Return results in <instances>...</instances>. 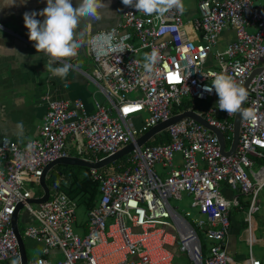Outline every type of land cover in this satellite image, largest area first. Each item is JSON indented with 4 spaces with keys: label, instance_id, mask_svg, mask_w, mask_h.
I'll return each instance as SVG.
<instances>
[{
    "label": "built area",
    "instance_id": "1",
    "mask_svg": "<svg viewBox=\"0 0 264 264\" xmlns=\"http://www.w3.org/2000/svg\"><path fill=\"white\" fill-rule=\"evenodd\" d=\"M196 7L197 16L187 24L175 8L146 16L122 4L114 25L85 39L93 81L108 105L93 99L87 111L78 99H47L35 137L22 144L0 138V263L19 257L10 221L20 205L21 239L41 245L40 255L26 264H170L172 246L191 264H236L226 252V237L238 198L224 197L223 184L248 197V255L242 264H264L250 250L254 203L264 187V10L255 0H198ZM225 31L232 38L217 50ZM153 50L158 59L149 73L143 65ZM218 72L242 87L248 80L232 153H221L217 136L191 117L164 129L167 143L136 147L135 133L192 111L220 132L226 152L235 113L219 110L215 92L203 90ZM131 93L134 98H128ZM193 101L200 112L191 109ZM141 112L146 116L135 132L129 118ZM67 138L76 155L68 153ZM128 143L134 146L129 168L109 174L88 168L98 195L86 220L75 225L78 232L76 198L58 191L30 207L27 199L40 196L41 189L35 195L28 184H38L49 162L66 156L96 162ZM176 153L180 165L173 166ZM156 163L166 168L163 177L154 171ZM181 193L191 197L199 219L187 221L169 205L168 198L180 199ZM22 208L32 223L19 227Z\"/></svg>",
    "mask_w": 264,
    "mask_h": 264
},
{
    "label": "crops",
    "instance_id": "2",
    "mask_svg": "<svg viewBox=\"0 0 264 264\" xmlns=\"http://www.w3.org/2000/svg\"><path fill=\"white\" fill-rule=\"evenodd\" d=\"M197 1L193 0L196 11L192 8L185 13V18L182 16L187 24L197 16ZM105 2L109 3V0ZM260 4L264 6V1ZM121 6V0H110L109 7L102 10L99 20H87L80 24L77 54L71 58H61L62 62L72 64L73 68L65 78H61L54 75L52 69L62 64H52L49 56L37 53L35 42L28 39V29L24 26L23 13L42 10L46 7V0H0V138L6 137L16 144H22L35 137L47 99H78L87 111L92 109V100L96 99L98 90L93 81L94 66L85 52V39L93 32L114 25ZM36 18L44 19L42 16ZM186 29L187 32L191 31L188 26ZM172 165L178 166L180 161L177 160ZM261 192L264 196V187ZM242 195L241 200H247L248 203V197ZM225 196L230 198V195ZM245 209L240 208L239 203L232 209L226 237V252L236 264H242L247 258L243 251L238 250L236 242L245 245L247 254L248 237L244 217L234 221L233 214L244 212L245 216ZM253 223L251 219L250 250L254 244ZM170 251V264H191L186 255L177 251L174 246L170 247Z\"/></svg>",
    "mask_w": 264,
    "mask_h": 264
},
{
    "label": "clouds",
    "instance_id": "3",
    "mask_svg": "<svg viewBox=\"0 0 264 264\" xmlns=\"http://www.w3.org/2000/svg\"><path fill=\"white\" fill-rule=\"evenodd\" d=\"M109 3L105 0H46V7L42 10L23 13L28 39L35 42L34 48L37 53L49 56L52 64H62L52 69L54 75L61 78L68 75L73 65L62 62L61 58H71L77 54L80 24L87 20H99L102 10L108 8ZM121 3L146 16L153 14L163 16L173 8L180 13L185 10L183 0H121ZM37 16L44 19L39 20ZM157 59L158 53L155 50L145 54L143 67L147 72H152ZM203 90L209 93L214 91L218 97L219 110L228 114L237 112L247 95L246 90L224 72L216 73L211 84L204 85ZM11 264H21V259L17 257Z\"/></svg>",
    "mask_w": 264,
    "mask_h": 264
},
{
    "label": "rangeland",
    "instance_id": "4",
    "mask_svg": "<svg viewBox=\"0 0 264 264\" xmlns=\"http://www.w3.org/2000/svg\"><path fill=\"white\" fill-rule=\"evenodd\" d=\"M256 1L258 4H260L264 0H256ZM183 3H184L185 10L182 13V16L184 18H185V16H184L185 13L188 12L189 10H191L192 8H194V10L196 11V8L194 7L193 0H183ZM187 33L189 36L193 35L192 31H189ZM231 38H232L231 34L227 31H225L221 35V37H220L215 48L217 50L222 49L224 47L225 43L227 41L231 40ZM134 97H135V95H133L132 93L128 94V98H134ZM95 98L100 103H102L104 105H108V103L106 102V100L100 94L99 91H98V93L96 92ZM199 105H200L199 102L193 101L191 103L190 107H191V109H193V111L200 112L201 108ZM145 116H146L145 113L141 112V113L133 114L129 118L135 132L141 127V125L143 123V118ZM139 135L140 134L135 133L136 137H139ZM66 148H67L68 153L70 155H76V151H75V147L73 145V141L69 138H67V140H66ZM179 157H180L179 153H176L174 155L173 162H175L177 160L180 161ZM109 164L106 165L107 168H104L102 170V171L105 170L108 174L113 172V169ZM153 169L156 172V174H158L160 177H163L165 172L167 171L166 168L161 167V165L159 163L154 164ZM250 179L253 182V179L252 178H250ZM28 187L33 192V194L39 192V187H38L36 182H32V183L28 184ZM220 188H221V192L224 195V197H226L225 194L230 195L229 197H232L235 195L237 196L240 193V192L238 193L234 190L230 191V190L226 189V187L223 184H220ZM263 197L264 196H263L262 192H260L256 196L255 203H254V206H256V210H255L254 214H252V219L254 222L253 223L254 228L252 230L253 237H254V244L251 247V252H252V256L254 258L260 259V260L264 259V198ZM168 203L171 207L175 208L176 211L178 213H180L187 221H194V220H197L200 218V215L197 212L196 208L192 207V205H191V197L189 195H186L185 193H181L180 199L168 198ZM29 205L31 208L34 209V208H36L37 204L29 203ZM74 215H75V219H74L75 224L73 225V230L78 232L75 225L81 224L86 220V209H85V207L82 204L76 205ZM243 217H244V212H241L238 214L234 212V214H233L234 221L238 220L239 218L243 219ZM17 221H18L19 227L21 225H24V224L32 223L30 214L27 211H25L24 208H22L20 210V212L18 213ZM230 222H231V219H230ZM240 234H241V232H240ZM22 242H23L25 256H26L27 261L35 259L36 257H38L40 255V246H41L40 243H38L32 239H29V238L22 239ZM236 246H237L239 251H243L244 255L247 256L246 247L242 242H236ZM11 262H12V260L5 261V262H2L0 264H11Z\"/></svg>",
    "mask_w": 264,
    "mask_h": 264
},
{
    "label": "water",
    "instance_id": "5",
    "mask_svg": "<svg viewBox=\"0 0 264 264\" xmlns=\"http://www.w3.org/2000/svg\"><path fill=\"white\" fill-rule=\"evenodd\" d=\"M257 71H259V69H255L253 70V72L251 73L250 77L256 73ZM249 77V78H250ZM248 81V80H247ZM246 81V83H247ZM245 85L243 86V88L245 89ZM242 106V103H241ZM240 106V109H241ZM240 109L235 112L234 118H233V129H232V136H231V142H230V146L229 149L224 152L223 151V139L222 136L220 134V132L210 126L209 124H207L204 119H202L199 115L195 114L192 111H184L178 115L172 116L170 118H168L165 121L159 122L156 125L152 126L151 128H149L147 131H145L142 135H140L139 137H137L134 142L136 147H139L143 144H145L152 136H154L155 134L163 131L168 125L174 123L175 121L183 118V117H191L193 118L196 122H198L199 124H201L202 126H204L205 128L209 129L210 131H212L218 138L219 141V146H220V151L221 153L225 154V155H229L230 153H232L235 144L237 142V132H238V121H239V111ZM133 144L132 143H128L125 146H123L122 148L118 149L116 152H114L113 154H111L110 156L101 159L99 161L96 162H89V161H85L82 160L80 158H77L75 156H66L63 158H58L55 159L51 162H49L48 164H46L41 172V175L38 179V185L41 189V195L38 197H32L27 199V202L29 203H34V204H39L43 201H45L49 195V191L47 186L45 185L44 182V177L47 173V171L54 165L56 164H61V165H69V166H77V167H83V168H101L106 166L109 163H112L116 160H118L119 158H121L122 156L127 155L132 149H133ZM20 207V205H17L16 210L14 211V213L12 214L11 217V221H10V225L11 228L13 230L15 239H16V243H17V250H18V254H19V258L21 259V264H26V256H25V251H24V246H23V242L22 239L19 235V231L17 229V222H16V211L17 209Z\"/></svg>",
    "mask_w": 264,
    "mask_h": 264
},
{
    "label": "trees",
    "instance_id": "6",
    "mask_svg": "<svg viewBox=\"0 0 264 264\" xmlns=\"http://www.w3.org/2000/svg\"><path fill=\"white\" fill-rule=\"evenodd\" d=\"M262 8L264 10V6H262ZM180 109H183V106H181ZM168 141L169 138L167 133L163 130L152 136L146 144L161 145ZM129 158L130 155L127 154L110 163L109 165L112 167L113 172L123 171L129 168L131 166ZM104 168H107V166L98 168V171L108 174L105 170L102 171ZM44 182L50 196L61 191L71 198H77V205L82 204L85 209H89L94 205L96 196L98 195L96 182L91 180L88 169L83 167L56 164L47 171ZM37 194H39V192L35 193V195ZM241 196H243L241 193L237 196L240 208H246L248 205L247 200H241L243 199ZM201 243L203 247L206 246V242L203 239Z\"/></svg>",
    "mask_w": 264,
    "mask_h": 264
},
{
    "label": "snow or ice",
    "instance_id": "7",
    "mask_svg": "<svg viewBox=\"0 0 264 264\" xmlns=\"http://www.w3.org/2000/svg\"><path fill=\"white\" fill-rule=\"evenodd\" d=\"M125 111H129V109H125Z\"/></svg>",
    "mask_w": 264,
    "mask_h": 264
}]
</instances>
